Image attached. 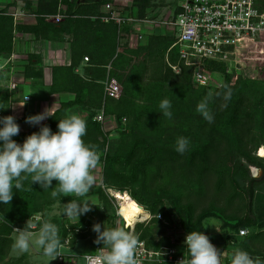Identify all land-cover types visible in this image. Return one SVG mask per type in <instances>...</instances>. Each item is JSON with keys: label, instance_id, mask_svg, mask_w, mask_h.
<instances>
[{"label": "trees", "instance_id": "obj_1", "mask_svg": "<svg viewBox=\"0 0 264 264\" xmlns=\"http://www.w3.org/2000/svg\"><path fill=\"white\" fill-rule=\"evenodd\" d=\"M61 1L66 5V12L71 17L65 18L58 25L47 23L41 17L55 13L58 0H46L44 7L42 0H38L35 10L25 0L24 8L37 15L36 22L32 25L13 26L10 16L0 14V19L3 20L0 23V56L8 55L12 51L13 30L16 29L33 34L37 40L54 42L62 41L65 35H68L70 44V64L67 67L51 68V83L47 92L70 93L73 98L60 102L59 108L45 123L26 133H19L13 140L22 145L27 136L39 132L45 125L55 133L58 131L59 120L66 117L68 110L86 105L93 109L84 119L87 131L83 140L86 145L95 146L100 155L99 162L102 163L101 183L105 188L114 190L112 193L115 196L126 192L127 197L133 200L141 211L150 213L152 216L150 221L158 224L161 222L157 216L165 221L169 219L164 209L167 202L178 218L180 230L186 235L191 231H201L207 235L203 222L208 218L220 219L221 232L216 237L217 240L211 243L223 251L224 264H231L237 250L247 252L250 248L254 251L258 245L264 247V243L259 241L261 238L264 240V206L255 211L254 217H250L251 202L256 189L264 183V174L261 178L249 175L250 166L264 169L263 146H260L262 148L258 152L259 158L253 155L250 147L254 139L252 136L254 130L261 129V136L264 138V106L259 112L261 119H255L253 112L250 111V104L245 106V98L239 95L244 88L238 86L237 82L228 84L230 77L224 75L222 76L224 83L220 88L211 90L197 87L202 93L213 91L215 94L207 109L212 117V122H209L181 97L179 87L194 85L191 82V68L178 63L176 48L168 51L170 45L174 43V38L156 33H153L154 38H151V34H147L139 43L141 46L135 51L124 45L121 52L113 58L117 46L118 26L112 22L104 24L99 19L90 21L89 17L93 14L98 17L99 9L111 4L112 0H101L87 5L81 2L82 0ZM163 4L164 2L153 0H133V16L141 19L157 5ZM74 15L76 17H72ZM124 29L128 32L130 27L125 26ZM106 36L110 38L109 44ZM150 39H153L151 43ZM79 42L84 46H93L94 53L81 50ZM139 47L140 51L137 50ZM124 52L128 53L127 56H122ZM138 53H145L144 57L139 63L133 64L122 79L116 74V70L125 71L126 66L132 62V57ZM84 57L88 59V63L83 67L85 68L83 75H79L75 70ZM22 58V73H27V78L36 80L43 78L42 69L37 74L29 72L35 63L41 61L38 55L26 54ZM165 59L171 65H179L178 74L171 70ZM148 62L154 65L147 67ZM108 63L111 66L110 77L117 82L119 80L122 88L118 99L105 100L104 113L113 116L117 126L118 142L111 151L112 140L108 141L107 134H104L100 125L92 120L95 111L101 105L102 86L99 81L104 79L105 66ZM208 66L219 72L224 71V67L218 63L211 62ZM167 83L175 84V87L166 90L163 85ZM229 93L227 105L221 107L222 97ZM8 98L9 94L5 92L0 100V108L5 107ZM165 98L172 105L171 118L165 117L159 108L160 102ZM5 116L6 114L0 115ZM179 137H186L189 140L188 149L184 154L176 151V141ZM46 191L48 189L43 191L38 183L31 184L29 176L23 182L21 190L13 188V199L10 204L0 203V264H26V261H29L30 255L25 253L17 258L8 257L13 244L11 235L15 233L14 228L23 229L29 219L36 227L38 225L40 227L43 221L34 222L32 215L42 213V204L46 201H42L40 196ZM95 191L99 199L108 197L105 192L104 195L101 187ZM224 191L228 193L227 199L230 203L236 200L235 198L244 201L247 214L225 215L224 209L216 205V202L222 201ZM206 192H213L215 196L212 202H207V206L197 212L199 205H205L202 201L206 199ZM59 197L72 201L77 196L69 194ZM228 201L225 202L229 203ZM91 210V214H84L76 223L63 221L60 226L62 251L59 249L58 251L66 259H73L74 264L78 257L68 252L72 251L70 249L76 241L86 236V229L91 227L95 215L93 213L98 214V208L95 206ZM110 217L116 220L114 215ZM229 219L233 221L230 222ZM240 230H247V233L240 236ZM133 234L139 241H144L148 248L154 250L166 247L175 248L180 254L188 252L186 246H176L166 237L155 241L141 224H136ZM65 240L68 241L67 244ZM93 246L103 247L99 244ZM31 252L43 255L41 248L39 252L34 250ZM247 253L253 259L259 258L264 262V248L259 254Z\"/></svg>", "mask_w": 264, "mask_h": 264}, {"label": "built area", "instance_id": "obj_2", "mask_svg": "<svg viewBox=\"0 0 264 264\" xmlns=\"http://www.w3.org/2000/svg\"><path fill=\"white\" fill-rule=\"evenodd\" d=\"M2 10L0 9V14L10 16L13 26L21 18L27 16L37 18L36 14L23 10L19 12ZM66 11V6L58 0L56 13L41 17L47 23L58 25L65 18L71 17ZM96 19L102 23L112 22L118 26L117 46L113 58L121 52L124 45L129 49H136L144 37L141 33L149 34L141 30L142 27L145 24H151L154 28H158L159 34L174 38V43L170 45L168 51L176 48L178 63L191 68V82L196 87L220 88L224 83L222 80L224 75L229 76L230 79L264 80V72L262 73V68L259 66L264 60V0H168V4L157 5L141 19L133 16V0H112V3L106 6L105 12L92 18V20ZM125 26L130 27L128 32L124 29ZM19 38L20 36L13 30L12 51L8 55L0 56V70L7 66L11 69V67L22 65V57L32 53L23 50L22 45L19 44ZM82 61L87 63L88 59L84 57ZM165 61L175 74L179 73V65H171L167 59ZM211 62L222 65L224 71L219 72L209 68L208 63ZM110 70L111 66L108 63L105 66L104 79L99 81L102 86L101 105L92 118L100 125L101 131L107 134L108 141L117 135V126L114 117L104 113L105 100L118 99L122 92L120 84L110 77ZM18 75L24 78L23 73ZM29 94L23 93L15 98L11 93L4 109L0 108V115L15 117L20 127L19 133H26L47 121L46 118L38 125H30L25 122L27 117L40 114L50 108L51 115L59 108L60 103L52 102L51 99L57 94H49V99L46 101L34 100ZM26 96L28 97L25 101ZM23 103L21 107L20 104ZM107 146L108 143L105 150ZM92 174L95 177V185L104 189L101 183V162L92 170ZM104 191L109 193L106 194L110 199H115L113 193L110 194L114 190L106 188ZM118 206L116 203L114 217L120 220L121 228L128 230L130 228L119 216ZM34 219L32 218L34 222L39 220ZM131 233L133 234V231ZM246 233L247 230L239 231L240 236ZM185 238L186 234H184ZM67 243L68 241L65 240V244ZM171 243L176 244L173 240ZM93 247L92 251L81 256L84 264H92L89 258H96L101 254V246ZM218 250L221 252V264H224L223 251ZM135 259L137 264H186L190 255L188 252L180 254L175 248L160 247L154 250L148 248L144 241H139ZM57 261L60 264H74L73 259L68 260L61 254L57 257Z\"/></svg>", "mask_w": 264, "mask_h": 264}, {"label": "clouds", "instance_id": "obj_3", "mask_svg": "<svg viewBox=\"0 0 264 264\" xmlns=\"http://www.w3.org/2000/svg\"><path fill=\"white\" fill-rule=\"evenodd\" d=\"M30 95V94H29ZM25 97V101L27 100ZM230 98V93L226 94ZM23 104H20L23 107ZM172 105L168 99L160 102L159 108L165 117L171 118ZM51 109V108H50ZM50 109L29 116L26 123L38 125L50 117ZM197 112L212 122V117L206 110V104L197 105ZM0 203L10 204L13 199V188L21 190L23 182L31 177V184L38 183L44 190L57 187L51 192L52 197L75 194L85 196L93 184L95 177L92 170L100 161V155L95 146L86 145L83 137L86 135V121L76 114L59 120L58 131L53 133L48 126H42L39 132L27 136L23 144H18L13 137L18 135L20 127L14 116L0 117ZM189 140L179 137L176 141V151L184 154ZM91 211L88 203L69 201L66 204L65 215L79 218L80 215ZM35 225L31 219L23 229L14 228L12 248L20 253L28 252L30 245L43 250V254L53 260L60 256L61 246L58 227L50 221H43L38 232H33ZM97 233L95 243L103 244L101 254L89 258L92 264H137L135 252L139 238L121 227L104 228L97 223L93 225ZM218 231V230H217ZM185 244L190 255L187 264H221V252L210 242L201 231H191L186 235ZM231 264H264L259 258L253 259L246 251L237 250Z\"/></svg>", "mask_w": 264, "mask_h": 264}, {"label": "rangeland", "instance_id": "obj_4", "mask_svg": "<svg viewBox=\"0 0 264 264\" xmlns=\"http://www.w3.org/2000/svg\"><path fill=\"white\" fill-rule=\"evenodd\" d=\"M88 1L91 2L92 0H88ZM157 1L164 2V5L168 4V0H153V2H157ZM2 22H3V20L0 19V23H2ZM18 22H17V24H18ZM141 30L149 33V35L151 34V36L153 33L159 34L158 28H154L151 24H145ZM141 34L143 36L147 35V34L144 35L143 32ZM151 38H154V37L152 36ZM109 40H110V38H107V36H106V41H108V44L110 43ZM152 41H153V39L149 43H151ZM79 46H80L81 50H85V51L90 52L92 54L94 53V47L93 46H84L83 44H81V42H79ZM138 46H141V44L140 45L138 44ZM130 50L135 51V49H130ZM137 50L140 51L141 50L140 47ZM138 51H136V52H138ZM126 54H128V53H126ZM126 54L124 52V55H122V56H127ZM144 54L145 53L135 54L132 57V62L130 64H128V67L126 66L125 71L116 70V74L119 75L120 77H122V79H124L125 74H127L129 69L131 68V66L133 64L139 63L141 61L142 57H144ZM88 58L90 59L89 56H88ZM18 62L20 63V60ZM152 65H154V64H151L150 62H148L146 64L147 67L152 66ZM259 66L262 68V73H263L264 72V60L259 64ZM22 68H23L22 65L16 66L15 68L11 67V69L9 66H7L5 69L0 70V100L2 99V96L5 94V92H7L9 95L12 93V96L15 98L18 97L19 95L23 94V93H32L30 91L31 90L30 84H32V83L35 84L36 86L38 84V87H36L35 89L33 88V90L36 92V93L33 92V94L37 95V93H39V96H34L33 94H31L33 99L34 100L38 99V101L48 100L49 95H48L47 90L49 89V87L44 86V82H43L44 80H41V78H39L37 81L30 82L28 80V78L26 77L27 73L23 74L24 78H22L20 75H18L19 73L20 74L22 73V71H23ZM42 68H44V67L42 65V61H40L39 63H35V66L31 67L29 72L32 71L31 72L32 74H37ZM136 68L139 69L138 67H136ZM83 69H85V68L82 67L80 69V71H78L80 73L79 75H83ZM118 82L120 83L119 80H118ZM234 82H237L238 86L240 85L244 88L243 90H241L239 92V95H241L242 98H245V101H244L245 106L250 104V107H251L250 111L253 112L255 119L260 120L261 116L259 115V112L264 106V80H255L253 82H251V81L248 82V80L242 79V78H238V79L237 78H231V79H229L228 84H231ZM11 84H12V89H10ZM163 86H164V89L171 90L175 87V84H168L167 83V84H164ZM38 89H40L41 93L39 92ZM178 89L180 90V94H181L182 99H184V101H187L188 103H190L191 107L194 109H197V105L203 102L206 104V110H207L209 108L208 106L211 104L212 100L215 98V94H213V91L208 92V93H202L201 89L197 88L196 86H192L191 84L189 86H184L183 88L179 87ZM211 90H213V89H211ZM62 99H63V97H62ZM101 100H102V98H101ZM225 105H227L226 104V98L222 97L220 106L224 107ZM86 107H88V106L84 105L83 107H73L66 112V117L70 116L72 114H76L79 117H81L82 119H85L93 109L90 107H88V108H86ZM2 109H4V108H2ZM208 112H210V111H208ZM122 124H124V121L122 122ZM255 126H257L256 123H255ZM261 131H262L261 129L260 130L256 129L252 132V136L254 137V139H253V142L251 143L250 147H251L252 151L254 152L253 155H256L257 148H259L260 146L264 147V138H262V136H261ZM117 137H118V135L113 136V139H112L111 144H110V151L112 148H114L116 146V144L118 142ZM262 166L264 167V164H262ZM255 169H259V168L250 166L249 167V175L251 177L258 178V177H260L259 175L261 173H259L257 175V170H255ZM55 183H57V182L53 181V184H52L53 188H49L48 191L42 192L41 196L39 195L41 200L46 201V203L42 204V207H43L42 213L34 214V215H32V218H33V220H35L34 218H36V219H39L42 221H45V220L50 221L51 223L55 224L58 227L59 232H60V226H61L63 221H70L72 223H76L78 220H80V218L84 214L80 215L78 219L75 217L70 218L64 214L66 204L71 200H62V198H60L59 196H57L55 198L52 197L51 192L53 191L54 188L57 187V185H54ZM98 187L99 186H96L94 183L93 186L91 187V189L89 190V192L85 196H77V197H74V200H72V201H76L78 203H85L86 202L90 205L91 208H95V206H97V208H98V210H97L98 214L93 213L95 215H94V219L92 220L91 227L86 229V231H85L86 236L83 238H80L78 241H76L75 245L73 244L74 246L71 247L72 249H70L72 251L68 252V253H71L74 256L78 257L75 264H84L82 259L80 258L81 257L80 255H83L84 253H88L89 251H92V249L94 248L93 245L97 244V243H95V240L97 238V233H95L93 231V225L94 224L99 223L102 226V230H103V227L108 228V229L121 227V223H120L119 219L115 220V219H111V217H110V216L114 215V209H115L117 201L113 198L110 199L109 195H108V197H105L104 199H99V197L96 196L97 193L95 191ZM210 188H211V186L209 185L208 189H210ZM104 189H106V188H104ZM104 189H103V193L105 192ZM43 191H44V189H43ZM105 193H107V192H105ZM105 193H104V195H105ZM107 194H109V193H107ZM110 194H112V192H110ZM214 196H215V194H213V192H206L205 193L206 199L202 201L203 203H205V205H199L197 212L202 207H206L207 202L208 203L212 202ZM227 197H228V193L226 191H224V193L222 195V201L223 202L222 201L216 202L217 203L216 205L219 208L224 209L225 215H227V216H241V215L247 214V208L245 206L246 203L244 201L242 202V201L237 200L238 198H235L236 200H233V202L230 203L228 201ZM225 201H228L229 203H227ZM202 202H201V204H202ZM263 206H264V183L262 186L257 188L255 193H254V198L252 199V202H251L250 210L252 211V213H251L250 217H254L255 213H256L255 211L259 208H262ZM164 209L168 213V216H169L168 221L167 220L165 221V219L157 216L158 220H160L161 224H163V225L158 224L156 222L152 223V221H150L152 216L150 215V213L148 211L145 210L147 213L146 216L141 217L142 219L137 218L136 221H139V222L135 223L127 231H129V232L134 231L136 224H141L142 227H146L147 233H149L151 235V238L152 239L154 238L155 241H158L159 239L166 237V238H168V240H170V242L172 240L174 242H176V244L174 243L176 246H181V245L186 246L184 243L185 242L184 233L182 232V230H180L178 218L167 202H165ZM91 211H89L87 213L91 214ZM124 218L127 219L126 217H124ZM42 221H40V222H42ZM229 221L232 222L233 220L229 219ZM203 224H204V227L206 230V234L210 238V242H212L214 240L216 241L217 240L216 237L221 232L219 229L220 228L219 226L221 224L220 219L208 218L203 222ZM32 230L34 233L38 232L39 225H38V227H36V225H35V227ZM14 236H16V235H14ZM259 241L264 243L263 238L259 239ZM13 242H14V240H13ZM99 245L103 246L102 243ZM33 246H35V245H33ZM258 246L259 247L256 248L254 251H252V249L250 248L249 249L250 251L248 250L247 252H251L252 254H259L263 250L264 247L262 245H258ZM34 248L37 250V252H39V247L35 246ZM59 250L62 251V247H60ZM23 254L24 253L14 251L13 248H11V252L8 254V257L9 258H12V257L17 258ZM25 254L30 255L29 261H26V264H58L57 259L53 260L51 257H47L44 254L41 255V254L33 253V252H31L30 249L28 252H25Z\"/></svg>", "mask_w": 264, "mask_h": 264}, {"label": "crops", "instance_id": "obj_5", "mask_svg": "<svg viewBox=\"0 0 264 264\" xmlns=\"http://www.w3.org/2000/svg\"><path fill=\"white\" fill-rule=\"evenodd\" d=\"M24 1L25 0H0V9H4L6 11L7 10H10V11L11 10H17V12H19L20 10H23L25 12L35 14L33 11L24 8ZM26 1L30 4V7L33 10L36 9V5L38 3V0H26ZM45 1L46 0H42V2H41L43 7L45 4ZM100 1L101 0H92L90 2L88 0H82L81 2H84L87 5L88 3H97ZM57 5H58V2H57ZM63 5L66 6L65 4H63ZM105 9H106V6L100 8L99 9L100 12H98V13L101 14L102 12H105ZM56 10H57V8H56ZM55 13H53V14H55ZM53 14H50V15H53ZM93 15L89 16L90 21H93L92 18L97 16V15L96 16H93ZM35 22H36V19L32 18L31 16H27L25 18H21L19 20L18 24L19 25L20 24H31L32 25V24H35ZM104 24H106V23H104ZM16 33L20 36L18 41H19V44L22 45L23 50L30 52V53L32 52L31 54H36L40 57V60L42 61V65L44 67V68H42L44 74H43V78H41V80H44L43 81L44 86L49 87L50 83H51V76H50L51 68L56 67V66H63V67L66 66L67 67L68 64L70 63V59H69L70 44H69V40H68L69 36L65 35L64 40L54 42V41H46V40H41V39L37 40L34 38L33 34L28 33V32L19 31L17 29H16ZM84 66H85V62L80 61V65L75 70V72L79 73L78 71H80V69ZM28 80L30 82H33V81H37L38 79L36 80V79L28 78ZM30 87H31L30 91L32 92L30 94H33V92H35L33 90V88L35 89L36 87H38V84L36 86L35 84L32 83V84H30ZM38 90L41 93L40 89H38ZM34 96H39V93H37V95H34ZM62 97H63V99H62ZM72 98L73 97L70 93H65V94L61 93V94H57L55 97H52L51 99L53 100L52 102L60 103V102L71 100ZM14 235H17V234L13 233L11 235L13 240H14L13 237H15ZM34 247L35 246L31 245L30 249L37 252V250ZM10 252H11V250H10Z\"/></svg>", "mask_w": 264, "mask_h": 264}, {"label": "bare ground", "instance_id": "obj_6", "mask_svg": "<svg viewBox=\"0 0 264 264\" xmlns=\"http://www.w3.org/2000/svg\"><path fill=\"white\" fill-rule=\"evenodd\" d=\"M261 148L262 147H260L259 150ZM259 150L256 151V154H257L256 156L258 158L260 157L258 154ZM257 174H259V171H257ZM122 193L123 194L119 196H115L113 194V197L115 198V200L117 201V204L119 205L118 206L119 216L122 217L126 226L128 225L129 227L128 226L127 227L131 228L136 222H139V221H136L137 218L145 217L147 213L144 211H141L136 205V203L127 197L128 194L126 192H122ZM124 217H126L127 219H125Z\"/></svg>", "mask_w": 264, "mask_h": 264}, {"label": "flooded vegetation", "instance_id": "obj_7", "mask_svg": "<svg viewBox=\"0 0 264 264\" xmlns=\"http://www.w3.org/2000/svg\"><path fill=\"white\" fill-rule=\"evenodd\" d=\"M257 170L260 171L261 174H260L259 176L262 177L263 174H264V169L259 168V169H257ZM260 177H258V178H260Z\"/></svg>", "mask_w": 264, "mask_h": 264}, {"label": "water", "instance_id": "obj_8", "mask_svg": "<svg viewBox=\"0 0 264 264\" xmlns=\"http://www.w3.org/2000/svg\"><path fill=\"white\" fill-rule=\"evenodd\" d=\"M259 173H260V171H259Z\"/></svg>", "mask_w": 264, "mask_h": 264}]
</instances>
